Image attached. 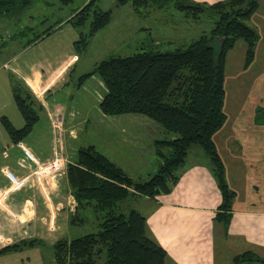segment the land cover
Returning <instances> with one entry per match:
<instances>
[{
  "label": "trees",
  "instance_id": "16d2710c",
  "mask_svg": "<svg viewBox=\"0 0 264 264\" xmlns=\"http://www.w3.org/2000/svg\"><path fill=\"white\" fill-rule=\"evenodd\" d=\"M100 1L88 0L66 20L77 30L73 47L78 57L86 51L90 39L112 21V11L102 8ZM31 3L32 0H0V16ZM115 5H129L137 14L141 9L171 8L193 22L205 15L210 17L212 26L207 33L165 51L151 49L160 43L146 47L140 42L133 53L100 59L77 78L78 86L93 75L100 78L105 93L99 109L104 115L138 114L160 126L161 132L153 142L157 167L146 178L136 180L94 145L79 146L76 159L67 163L64 170L76 201L69 223L70 227L94 225L96 229L56 240L52 244L54 264H165L168 254L150 232L146 214L135 208L126 211L124 203L136 196L153 199L170 193L193 145L210 160L221 194L214 219L225 226L230 220L234 191L225 180L214 137L227 118L224 102L228 53L238 40H243V68L254 61L259 34L247 22L259 6L258 0H220L211 4L195 0H116ZM85 24L87 31L82 30ZM52 29L36 35L27 45ZM12 95L24 124L16 128L7 117L2 116L1 120L15 143L30 133L42 108L22 84L12 87ZM260 119L264 120V109L258 110L256 120ZM36 244L43 241L33 238L10 243L0 248V254ZM236 260L238 264L251 260L264 263V258L251 253Z\"/></svg>",
  "mask_w": 264,
  "mask_h": 264
},
{
  "label": "crops",
  "instance_id": "0c3cea01",
  "mask_svg": "<svg viewBox=\"0 0 264 264\" xmlns=\"http://www.w3.org/2000/svg\"><path fill=\"white\" fill-rule=\"evenodd\" d=\"M195 1L211 4L220 0ZM127 9L136 16L137 13L130 6ZM71 14L65 21L58 23V27H53L52 32L71 24L66 21ZM113 27L111 21L90 39L89 46L92 48L102 41L106 48L114 42L126 43L132 49L138 48L133 38H130L127 27ZM137 27L138 30L134 29L137 33L147 29L145 24ZM71 31L68 43L71 42L70 48L73 50L62 53L64 56L23 61L12 57L0 65L15 76L35 99V104L41 106L39 111L46 119V129H49L45 148L27 139L35 125L18 142H12L8 135L9 142L1 148L0 248L26 239L37 238L43 241L45 239L42 236L57 233L64 225L70 227L69 218L75 211L76 201L69 191L64 171L56 182L49 179L50 198L46 201L38 189L31 187L4 193L9 186L4 170L8 169L19 177L27 173L29 164L23 162L21 145L30 148L40 160L49 159L54 149H59L66 164L73 162L78 147L84 146L76 141L79 133L87 128L88 122V115L81 111L84 105L82 97L91 99L93 109H97L103 116V121L97 122L101 140L100 148H96L98 151L132 178L142 177L145 171L149 175L157 167L153 146L161 132L157 123L138 114L104 115L99 109V102L105 93L100 78L93 75L80 86L77 85V78L87 70L85 67L80 68L74 81H66L69 72L75 70L81 60L73 47L77 35L74 31L77 30ZM113 31H117L115 37L110 36ZM93 52L89 56L90 66L100 60L97 54L101 49ZM259 60L262 67L256 75L250 74L249 69L257 63V52L252 64L233 76V82L237 85L233 89L230 86V95L226 99V122L214 137L224 164L225 180L234 191L229 223L225 226L223 222L214 219L221 194L208 158V161L184 164L180 178L170 193L157 195L153 199L140 197L148 228L168 254L165 264H216L218 240L221 242L223 257L227 260L225 264H238L236 258L244 253L264 258V120H256L258 110L264 109V55ZM71 84L75 86V91H69L70 102L69 99L68 102L51 100L53 90L60 91ZM86 145L94 144L86 142ZM192 152L194 156L207 157L199 147H193ZM131 161L126 168L124 164ZM128 169L131 172L134 169V173H129ZM11 253L0 254V264H8L9 255H13ZM239 264L264 263L251 260L240 261Z\"/></svg>",
  "mask_w": 264,
  "mask_h": 264
},
{
  "label": "rangeland",
  "instance_id": "374dc122",
  "mask_svg": "<svg viewBox=\"0 0 264 264\" xmlns=\"http://www.w3.org/2000/svg\"><path fill=\"white\" fill-rule=\"evenodd\" d=\"M87 1L88 0H32V3L28 6L16 8L9 15L0 16V65L12 57L18 58L19 61L42 59L49 60L54 59L57 56H64V54H61L66 53L69 49L73 50L70 48L71 42L68 43L70 32H72L71 30H75L71 24L64 25L62 30H58L57 32L51 31L52 33L45 39L38 42L35 41L34 43H30L28 45L27 43L43 31H46L51 27H58V22L61 20L65 21V18L72 11L80 8ZM115 2L116 0H101L100 6L112 11L113 29L117 25L127 27L130 38L132 37L133 42L135 41V44L138 46L140 45L139 41H141L143 42V45H146V47L152 43H160L159 46L151 49H158L160 51L173 49L179 47L185 42H189L202 33H207L212 26V21L209 16L203 15L198 19V21L196 20L193 22L186 19V17H183L182 12L171 8L162 10L141 9V12L135 14L136 16H134L130 13V9H127L129 5L118 7L115 5ZM258 2L259 6L257 10L247 22L250 26L254 27L259 34V38L255 46V52H257V63L249 69L250 74L253 75H256L258 70L262 67L259 59L264 55V0H258ZM143 24L146 25L147 29L137 33L135 31L138 30L137 26H142ZM87 29L88 24H85L82 30L87 31ZM74 32L77 33V31ZM116 33L117 31H113L110 36L115 37ZM76 38L77 35L75 36V39ZM89 45L90 42L86 51L82 52L79 56L81 57V60L78 63L77 68L70 71L66 77L67 82H72L76 79L79 75L78 71L81 67H85V69H87L85 71L91 69L92 66H90L89 56H92L94 53L93 51L99 52V49H101V52L97 54V57H99V59H105L110 55H128L137 50L132 49L131 45H127L122 42H114L113 45L107 48L103 46L102 41L93 45L92 48ZM245 48V42L243 40H238L233 49L228 53L227 71L225 74V78H227L225 81V89L227 93L225 94L224 102V111L226 113H228V104L226 99H228L230 95V86L233 89L237 85V83L233 82V76L238 74L239 71L243 69V54L245 53ZM15 84L21 83L15 76L6 70V68L0 66V153L1 148L9 142V136L1 120L2 116L7 117L16 128H20L24 124L23 117L20 114L12 95V87ZM71 89L73 92L75 91V86L72 84L60 91L53 90L52 93H54V95L51 100L58 99L68 102V94ZM21 94L23 95L22 92ZM82 101H84V105L81 106V111L88 115V122L87 128L79 133V138L76 142L79 143V145H86V142H88L89 144H94L96 148L99 149L101 140L99 139L100 130L99 126L97 127V122L103 121V116L98 113L97 109H93V102L91 99L82 97L81 102ZM94 108L96 107L94 106ZM38 115L40 118L39 123L34 124V130L27 136V139L28 141L37 142L40 147L45 148L47 145L49 129H46V119L42 115L41 111L38 112ZM195 146L196 145H193L190 148L189 155H187L185 159V164H189L192 161H208V157L204 158V156H194L192 154L193 147ZM130 163H132V161L124 164L126 165V168L130 166ZM128 172L133 174L134 169L133 172L128 169ZM145 173L146 171L143 172V176L140 177V179L147 177V174ZM134 179L138 180L139 177L134 176ZM49 187L50 185H48L45 189L50 198ZM47 199L48 198H46V201H49ZM141 202L142 200L140 197L136 196L129 198L124 203V208L126 211L131 208L142 211V207L140 206ZM92 219L93 218H91V220ZM93 227L94 225H89L88 227H68L67 225H64L59 232L42 236L43 239H45L43 240V244H36L31 247H22L20 250L11 253L13 255H9L11 257L8 259V264H54L52 258V244L56 240L60 238L71 239L78 237L84 233L95 230L96 228ZM217 250L218 254L216 264H225L227 260L223 257L221 242L219 240L217 243ZM255 257L260 259L257 256Z\"/></svg>",
  "mask_w": 264,
  "mask_h": 264
},
{
  "label": "built area",
  "instance_id": "2783aa9c",
  "mask_svg": "<svg viewBox=\"0 0 264 264\" xmlns=\"http://www.w3.org/2000/svg\"><path fill=\"white\" fill-rule=\"evenodd\" d=\"M55 127L59 128L58 126ZM20 147L23 153V162L29 164L27 173L19 177L8 169L4 170V176L9 182L4 193L31 187L38 189L41 194L43 193L45 199H49L45 188L49 185V179L56 182L61 177L66 166L65 157L62 156L59 149H54L52 157L47 160H40L27 146L21 145ZM23 162L22 165H24Z\"/></svg>",
  "mask_w": 264,
  "mask_h": 264
}]
</instances>
